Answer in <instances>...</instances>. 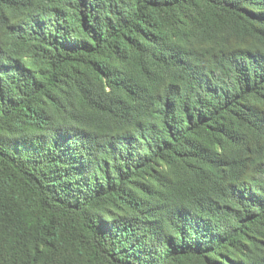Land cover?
Returning a JSON list of instances; mask_svg holds the SVG:
<instances>
[{
  "label": "trees",
  "instance_id": "trees-1",
  "mask_svg": "<svg viewBox=\"0 0 264 264\" xmlns=\"http://www.w3.org/2000/svg\"><path fill=\"white\" fill-rule=\"evenodd\" d=\"M0 264H264V0H0Z\"/></svg>",
  "mask_w": 264,
  "mask_h": 264
}]
</instances>
